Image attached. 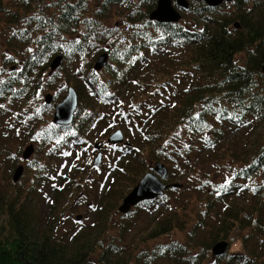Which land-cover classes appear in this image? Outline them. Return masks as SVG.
<instances>
[{"label": "trees", "instance_id": "trees-1", "mask_svg": "<svg viewBox=\"0 0 264 264\" xmlns=\"http://www.w3.org/2000/svg\"><path fill=\"white\" fill-rule=\"evenodd\" d=\"M139 1L14 0L13 6L20 5L16 11L0 0V12L11 13L8 24L15 28H9L8 42L35 43L21 70L10 67L14 56H3V114L12 116L15 126L51 116L53 109L40 99L41 91L54 88L51 82L64 71L79 105L66 133L48 127L45 139L59 142L55 153L82 144L90 128L113 114L121 125L132 123L150 157L168 163L169 181L187 187L195 181L200 202L195 229L204 237L193 243L198 231H192L189 241L172 239L141 248L135 258L124 256V223L119 237H103L114 226L109 205L98 213L95 234L76 240L64 236L59 231L64 217L53 214L46 220L41 213L40 199L48 198L44 186H51L57 197L64 191L72 197L80 185L76 188L75 178L68 176L52 186L50 169L40 165L34 185L0 186V264H132L134 259L137 264H264V0L217 7L196 0L187 10L192 15L187 25L153 22L149 15L158 0ZM114 6L123 17L122 28L105 24ZM105 54L108 64L101 73L94 64ZM59 55L60 68L50 71ZM46 71L51 72L47 77ZM30 101L37 105L34 110L27 107ZM110 122L108 127L117 125ZM41 130L32 137L41 136ZM245 131L254 134L248 141L240 138ZM134 146L135 162L125 164L124 172L110 181L106 198H113L120 181L135 186L148 171L144 151ZM213 168L228 169L219 177L211 174ZM166 195L146 204L163 207L151 237L180 227V206ZM238 240L242 251L213 255L215 244L225 241L232 247Z\"/></svg>", "mask_w": 264, "mask_h": 264}, {"label": "rangeland", "instance_id": "rangeland-1", "mask_svg": "<svg viewBox=\"0 0 264 264\" xmlns=\"http://www.w3.org/2000/svg\"><path fill=\"white\" fill-rule=\"evenodd\" d=\"M12 1L14 0H4V3H6L7 5V9L9 8L10 10L16 11L19 10L20 5L13 6L14 3ZM136 1L140 3L139 0ZM172 1V4L174 3V9L176 11H179L182 15L181 21L179 20L180 22H177L185 23V25H187V21L192 17V15L189 11L181 9L176 3V0ZM188 1L190 5L196 4V0ZM144 7H146V5H144ZM228 7L229 6L225 7V9H231ZM113 8L114 9H112L111 11L112 16L108 17V19H105V24L107 26H120L122 28L121 25L123 24V22L121 21H123V17H121L120 15L118 16V12L117 9H115V6ZM10 19V12H0V70L3 69L4 54L7 57L14 56L16 58V62L13 63L10 67H14V69L16 70H21V62L24 60L25 56L30 54L31 51L35 49V43L33 42V40H31L26 45H23L21 41L20 43H9L7 40L8 37H10L9 28L13 30L15 29L11 26V24H8ZM31 29L33 30L34 27L32 26ZM16 47H18V50H15ZM159 54L160 53H158V55ZM104 70L105 68L98 71L103 73ZM50 73L51 72L46 71V77ZM65 78L66 74L63 71V74L60 75L59 79L51 82V85L54 88L44 86V89L41 91L40 99L44 101L45 95L47 93H51L54 95L55 99L53 105L58 101L63 100L67 94V88L68 86H70L66 82ZM125 89L126 87H123L121 89V92L123 94L125 93ZM124 99L126 101L127 97L125 96ZM8 103L9 101H7L5 104ZM14 104L17 105V103ZM53 105L51 109H53ZM35 106L37 105L33 103V101H30L27 104V107L31 110H34L33 107ZM114 115L115 114H113L111 118L105 121L99 122L98 125L92 127V129L90 128L91 131H88L87 135L88 144L86 145V150L79 151V149H75L74 143V145H70L69 147H67L66 151H70L68 155H64L63 151L59 156L55 153V149H58L57 146L59 145L58 140L45 139V135L49 129L48 127H52L53 125V112L51 116L50 113L46 114L43 119L36 122H31L29 125L23 123L22 126H15L12 123V116H9L8 113L3 114V101L0 102V186H9L10 184H16L18 182L24 183L27 186L34 185L40 165L45 166V169H50L49 173H47L49 175L48 178L52 179V186H57L61 182L60 178H62V176L60 175H62L64 172H68L67 169H71V171L69 170V175L71 178H75V182H77L76 188H78V184L80 185L81 191L78 193V196H76L75 192L71 197V195L67 193L68 191H64L62 192L61 197H57L58 192L57 194L56 192L54 193V190L51 186H44V189L46 191L45 194L48 196V198L47 200L44 197L40 199V206L42 208V212H40L46 220L53 214H59V216L61 215L62 217H64L62 218L61 224L59 225V231H61L64 236L75 237L76 240L80 238V236L85 235V233L95 234V232L92 231L94 230L93 228L96 227L95 223L99 218L98 213L99 211H101L102 206L109 205L108 208L112 210L111 214L114 226L109 230V232H106L103 237L105 239H109L110 233H115V235L119 237L122 227L121 223H124V234L121 235L123 237L122 243L125 247L124 256L130 254L131 257L133 256V258H135L136 253L139 252L141 248L145 249L147 247H153L154 245H157L161 242H169L172 239H177L184 242H186L187 240L189 241V238H191L189 234L192 231H198V234L191 239L193 243L197 242L199 236L204 237V233H201V230L195 229V221L198 219L197 206L200 205L199 199L197 198V196H194L195 181L192 182L189 187H187L186 185L181 187L183 191L174 190L169 191L168 193L166 192V196L169 198L168 201L173 205L177 204V206H180V213H178L180 217V227H175L172 232L161 234L155 237H151L150 235H152L155 227L158 225L159 217L162 214L161 211H163L162 206L160 208L158 205V207L143 205V208L138 206L137 208L135 207L133 209V211H135V214H132L131 216L123 219L122 213L119 211V206L122 204L124 196L134 187V185L131 184V186H128L126 181L120 180L119 186H117V189L112 193L114 194L113 198H111L110 196L107 198L105 197L110 181L119 173L122 174L124 172L122 170L125 168V164H127L129 161L135 162L133 153L129 151L125 152V148L123 145H121V147H113L112 145H109L107 141L108 137L111 134H114L116 131L120 130L124 135L123 141L129 142L132 145H137L139 148H141V150L144 151L142 152L143 155H145L146 157L148 170L153 171L155 162L159 160L150 157L149 147L144 145V141L142 140L140 134L137 133V130L131 127L132 123L121 125L119 123L120 120L115 117L116 115ZM111 119L117 125L108 127L111 123ZM39 130H41V136L36 135L32 137V134L35 131ZM61 133L63 134L66 132L62 131ZM253 135L254 134L252 133V131L250 133L248 131H245V133L241 134L240 138L242 139V141H248L249 139H251V137H253ZM97 142H100L103 146L101 150L103 153L102 163L99 167H95L93 165V162L98 155V151L94 146ZM30 144H33L35 146V151L28 159H24L23 152ZM51 154L53 156H51ZM54 155H56L57 157ZM228 159H230V157ZM74 162L78 164V167L77 164L76 166H74L75 169L71 167V164H73ZM20 164H23L25 169L22 176L20 177V180L18 182H15L13 180V174L16 167ZM65 164L66 166H64ZM165 164L168 165L167 162H165ZM235 164L236 163H234V165ZM135 166L139 167L137 165ZM227 169L228 168H222L215 171V168H213L211 169V174L213 176L217 174L220 177L226 172ZM203 172V169L200 168L198 176L201 177ZM166 181L171 182L168 181V179ZM186 199H189L190 204H187L188 200L185 202L187 204V210L185 211L183 210L182 201ZM156 207L157 210L155 209ZM78 215H82V218L77 219ZM118 225L119 228H116ZM242 250L243 248L241 241L238 240L233 244L232 247H229L228 251L230 253H235L236 251ZM98 253L99 251L96 254L98 255ZM136 261L137 260L134 259V261H132V264H137ZM160 263L166 264L165 261H161ZM205 264H209V262L207 261Z\"/></svg>", "mask_w": 264, "mask_h": 264}, {"label": "water", "instance_id": "water-1", "mask_svg": "<svg viewBox=\"0 0 264 264\" xmlns=\"http://www.w3.org/2000/svg\"><path fill=\"white\" fill-rule=\"evenodd\" d=\"M210 5H218L225 0H205ZM232 1V0H226ZM181 7H188V2L186 0H178ZM152 19H157L159 21H178L181 18V14L176 11L173 7L172 0H159L158 7L151 14ZM239 27L238 24H236ZM107 54L102 55L95 64V69L99 70L103 68L107 63ZM62 56L56 57L52 63V69H57L61 64ZM46 101L50 103L52 101V95L48 94L46 96ZM78 107V95L73 87L68 90L67 96L55 106V117L54 121L60 124H69L73 121L75 111ZM124 139L123 133L118 130L109 137V141L114 143L122 142ZM34 146L31 144L24 150L23 157L25 159L29 158L34 153ZM102 161V153H99L95 159L94 165L98 166ZM155 171L160 174L163 178H166L168 174V169L162 162H157L155 164ZM24 172V165H19L14 172V180L18 181ZM174 186H180L179 184H173ZM170 185L165 184L159 176L155 173L148 172L141 179L138 185L124 198L122 205L119 207L121 212H129L130 209L138 204L139 202L147 199L155 198L161 194ZM81 215H78L80 218ZM228 247V243L225 241L219 242L214 245L213 253L214 255H221L225 253Z\"/></svg>", "mask_w": 264, "mask_h": 264}]
</instances>
